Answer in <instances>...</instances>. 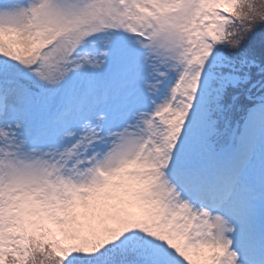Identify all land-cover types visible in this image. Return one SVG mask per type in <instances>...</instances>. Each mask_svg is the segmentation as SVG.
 <instances>
[{"label": "snow or ice", "instance_id": "6c2138e0", "mask_svg": "<svg viewBox=\"0 0 264 264\" xmlns=\"http://www.w3.org/2000/svg\"><path fill=\"white\" fill-rule=\"evenodd\" d=\"M0 264H264V0H0Z\"/></svg>", "mask_w": 264, "mask_h": 264}]
</instances>
